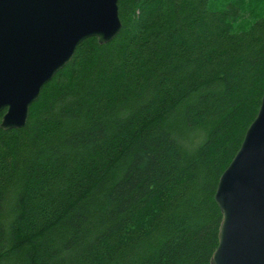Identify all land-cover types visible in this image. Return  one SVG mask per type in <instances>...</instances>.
<instances>
[{"label": "trees", "instance_id": "16d2710c", "mask_svg": "<svg viewBox=\"0 0 264 264\" xmlns=\"http://www.w3.org/2000/svg\"><path fill=\"white\" fill-rule=\"evenodd\" d=\"M119 16L0 128V264H211L218 183L264 95V0Z\"/></svg>", "mask_w": 264, "mask_h": 264}, {"label": "water", "instance_id": "95a60500", "mask_svg": "<svg viewBox=\"0 0 264 264\" xmlns=\"http://www.w3.org/2000/svg\"><path fill=\"white\" fill-rule=\"evenodd\" d=\"M120 0H0V128L22 129L43 88L90 38L121 31ZM223 219L211 264H264V95L256 119L222 174Z\"/></svg>", "mask_w": 264, "mask_h": 264}]
</instances>
